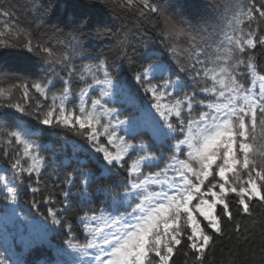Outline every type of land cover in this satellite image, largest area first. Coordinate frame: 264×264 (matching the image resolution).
I'll return each mask as SVG.
<instances>
[{"label":"snow or ice","instance_id":"obj_1","mask_svg":"<svg viewBox=\"0 0 264 264\" xmlns=\"http://www.w3.org/2000/svg\"><path fill=\"white\" fill-rule=\"evenodd\" d=\"M98 4L140 21L163 16L172 35L190 37L189 61L174 70L165 58L146 54L132 72L135 90H118L119 65L92 44L110 31L102 17L90 15ZM81 6L55 51L34 45L26 29L0 31V63L24 62V75L34 77L0 88V200L15 206L30 192L31 208L48 206L47 227L36 236L25 234L27 219L12 208L20 231L0 248V264H27L17 238L28 250L51 230L65 234L53 264H66L61 257L69 250L76 253L73 264H170L182 241L204 264L223 235L222 217L233 220L229 192L238 197V212L250 214L254 199L264 202V166L249 143V128L254 132L258 120L264 125V75L254 51L264 47V35L251 30L257 16L264 18V4H240L224 39L206 22L179 20L166 0H82ZM10 15L0 9V18ZM245 21L247 33L240 28ZM118 46L126 54L130 37L121 35ZM257 77L261 87L254 91ZM16 90L22 102H13ZM140 93L143 117L121 119L122 97ZM44 136L64 142L52 150ZM45 175L63 184L59 198L44 194Z\"/></svg>","mask_w":264,"mask_h":264},{"label":"trees","instance_id":"obj_2","mask_svg":"<svg viewBox=\"0 0 264 264\" xmlns=\"http://www.w3.org/2000/svg\"><path fill=\"white\" fill-rule=\"evenodd\" d=\"M166 3L169 5V12L179 20H190L197 25L206 22L217 30L220 39H224L225 33L231 34L229 22L232 12L240 4L255 3L259 7L260 4H264V0H166ZM81 5L82 0H0V9L11 13L8 17L0 18V31H3L7 25H14L21 30L26 29L27 33L31 34L34 45L49 46L55 51L61 47L59 41L64 39L78 20L83 11ZM90 15L102 17L110 25V31L105 38L93 40L92 44L97 55L102 58L106 56L110 61L114 60L119 65L117 69L119 82L116 85L118 90L120 88H124L126 92L135 90V85L131 82L132 72L139 68V62L146 54L165 58L174 70L184 67L189 61L190 37L172 35L165 25L163 16L153 14V19L150 21H140L132 14L122 11L118 6L113 9L99 4L90 11ZM240 28L247 33L249 31L248 22L245 21ZM251 30L256 31L258 35H264V18L257 16V19L251 22ZM123 34L130 37V47L126 50V54L125 50H121L118 46L119 37ZM20 39H23V36ZM212 48L215 49V43ZM170 50H174L176 56H170ZM254 51L256 52L257 72L264 75V47L258 46ZM28 70L29 65L21 61L6 60L0 63V88L5 90L10 88L15 77L23 80L33 79L32 76L24 75ZM179 75L186 76V73L180 72ZM244 82L246 87L250 84L247 79H244ZM139 96V99L136 95L125 94L122 97L124 114L121 119L138 120L143 117L142 100L144 98L142 93ZM13 102H22V95L18 90L14 91ZM249 136V142L256 148L254 159L257 164L264 166V125H261L259 120L254 132L249 128ZM41 139L42 142L49 144L52 150L58 149L64 142V138L57 137L44 136ZM68 139L70 141L74 138ZM53 179L45 175L42 178L41 187L45 189V195L52 192L59 198L63 184L53 183ZM31 199L30 192L21 193L18 203L13 207L20 217H26L27 222H34L41 230L47 227L45 215L48 206L41 204L37 211L30 207ZM37 199L40 197L37 196ZM237 201L238 197H235V194H228L233 220L227 221L226 217H222V220L226 222L223 235L211 245L210 250L205 252L204 264H264V202L254 199L249 204L250 214H245L242 210L237 211L240 207ZM55 207L58 208L59 204L57 203ZM9 212V205L0 200L1 215L8 216ZM72 219L75 224L74 215ZM236 225L240 226L239 231L236 230ZM19 231V225L10 221L5 226V232H0V248L6 242L5 237H9L7 242H13V237ZM25 234L36 236L39 233L31 234L28 229ZM64 241L63 230H51L47 232L43 243L34 248L24 250L19 246L18 238L16 245L22 252L21 258L27 264H53L57 259L58 249L64 247ZM75 256L76 253L69 250V254L61 259L66 263L73 262ZM170 264H200V262L195 260L194 254L182 241V244L174 250Z\"/></svg>","mask_w":264,"mask_h":264},{"label":"rangeland","instance_id":"obj_3","mask_svg":"<svg viewBox=\"0 0 264 264\" xmlns=\"http://www.w3.org/2000/svg\"><path fill=\"white\" fill-rule=\"evenodd\" d=\"M252 87H253V90H254V91L258 90V89L261 87V85L259 84L258 77H257V83H256L255 85H253ZM249 143H250V142H249ZM253 147H254V146H253ZM255 149H256V148H255ZM237 186H239V184H237ZM229 193H231V192H229ZM11 211H12V208L10 209V212H11ZM10 217H11V214H10L9 218L6 219L7 222L11 221V220H10ZM16 218H17V217H16ZM16 218H15V219H16ZM201 219H202V218H201ZM28 225H29V229H30V232H31V233H37V232H39V229L35 226L34 223L29 222Z\"/></svg>","mask_w":264,"mask_h":264}]
</instances>
